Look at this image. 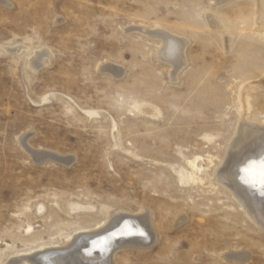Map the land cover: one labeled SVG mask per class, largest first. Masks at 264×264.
I'll use <instances>...</instances> for the list:
<instances>
[{"label":"rangeland","instance_id":"374dc122","mask_svg":"<svg viewBox=\"0 0 264 264\" xmlns=\"http://www.w3.org/2000/svg\"><path fill=\"white\" fill-rule=\"evenodd\" d=\"M245 121L264 126V0H0V264L121 217L153 242L113 264H264L261 203L253 221L214 179Z\"/></svg>","mask_w":264,"mask_h":264},{"label":"bare ground","instance_id":"6f19581e","mask_svg":"<svg viewBox=\"0 0 264 264\" xmlns=\"http://www.w3.org/2000/svg\"><path fill=\"white\" fill-rule=\"evenodd\" d=\"M160 34L165 35L164 37L161 35V38L166 46L167 56L172 60H183L184 43L165 30L160 31ZM47 57H49L47 52L37 54L31 60L32 67L34 69L43 67ZM108 70L117 77L122 75L118 68L111 67ZM243 92L241 90L239 96L242 104L241 115L248 112ZM146 110L148 111L146 108L141 111ZM256 125L246 121L240 125L231 144L225 168L217 172L214 179L234 194L235 199L253 221L262 222L257 216L255 204L261 203V217L264 219V126ZM25 138L26 136L21 137L20 142L32 157L35 155L40 159L45 154L52 155L40 150L34 151L27 145ZM198 159L199 157L188 161V165L192 168L188 178L193 184H204V179L195 169ZM147 223L143 217L111 219L101 229L75 233L65 248L40 249L34 254L17 257L11 264H113L110 255L118 247L123 245L141 247L153 242L152 232L148 229L150 227ZM231 256L243 259L244 255L232 254Z\"/></svg>","mask_w":264,"mask_h":264},{"label":"water","instance_id":"95a60500","mask_svg":"<svg viewBox=\"0 0 264 264\" xmlns=\"http://www.w3.org/2000/svg\"><path fill=\"white\" fill-rule=\"evenodd\" d=\"M34 154H35V152H34ZM33 157H34V159H35L36 161H38V162H42V161L47 160V159L55 160V161H59V162L62 161V159H60V158H58V157H56V156L46 155V154H45L44 156H42V158H40V159L36 158L35 155H34Z\"/></svg>","mask_w":264,"mask_h":264}]
</instances>
